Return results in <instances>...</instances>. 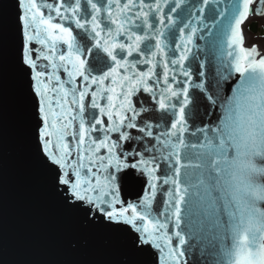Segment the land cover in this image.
I'll return each instance as SVG.
<instances>
[{"label": "snow or ice", "instance_id": "snow-or-ice-1", "mask_svg": "<svg viewBox=\"0 0 264 264\" xmlns=\"http://www.w3.org/2000/svg\"><path fill=\"white\" fill-rule=\"evenodd\" d=\"M254 16L264 0H0V125L10 76L73 248L99 235L119 264H264Z\"/></svg>", "mask_w": 264, "mask_h": 264}, {"label": "water", "instance_id": "water-1", "mask_svg": "<svg viewBox=\"0 0 264 264\" xmlns=\"http://www.w3.org/2000/svg\"><path fill=\"white\" fill-rule=\"evenodd\" d=\"M13 14V8L8 5L4 18L9 25ZM254 26H259L258 22H253L250 30L259 32ZM203 34L207 36L206 32ZM197 43L200 49L197 54L203 58L207 53L209 60H214L208 41L198 40ZM245 46L248 47L246 36ZM215 67L209 64L210 77L215 75ZM196 117L204 118L201 112H197ZM75 234L74 226L44 192L40 173L31 160L18 93L9 76L0 125V264H119L122 254L106 245L102 236L84 237L88 244L73 248L71 242ZM211 259L188 254V264H208Z\"/></svg>", "mask_w": 264, "mask_h": 264}, {"label": "flooded vegetation", "instance_id": "flooded-vegetation-1", "mask_svg": "<svg viewBox=\"0 0 264 264\" xmlns=\"http://www.w3.org/2000/svg\"><path fill=\"white\" fill-rule=\"evenodd\" d=\"M255 20L256 21H258V23H259V32H257L256 34L253 32V31H251L250 29H248V31H249V33L251 34V35H253L254 36V39L252 40L254 43H255V45H256V42H258V41H263V39H264V34L262 33L263 31L261 30V29H263L264 30V23H262V21H264V17H259V16H255V17H252L251 18V22H255ZM257 46H259V45H257ZM259 49H260V51L262 52V53H264V50L262 49V48H260L259 47Z\"/></svg>", "mask_w": 264, "mask_h": 264}, {"label": "rangeland", "instance_id": "rangeland-1", "mask_svg": "<svg viewBox=\"0 0 264 264\" xmlns=\"http://www.w3.org/2000/svg\"><path fill=\"white\" fill-rule=\"evenodd\" d=\"M262 23H264V21H262ZM248 36H249L248 42L255 45V43L252 41L254 39V36L251 35L250 33L248 34ZM256 45H259V47L264 50V39H263V41L256 42Z\"/></svg>", "mask_w": 264, "mask_h": 264}]
</instances>
